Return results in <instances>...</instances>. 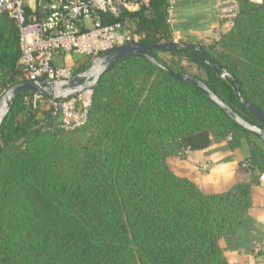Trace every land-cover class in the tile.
<instances>
[{"label":"trees","instance_id":"trees-1","mask_svg":"<svg viewBox=\"0 0 264 264\" xmlns=\"http://www.w3.org/2000/svg\"><path fill=\"white\" fill-rule=\"evenodd\" d=\"M148 1L137 11L101 17L105 24L129 20L145 45L173 42L168 0ZM237 1L238 17L219 41L194 54L164 53L186 57L206 78L175 69L162 52L153 56L173 73L204 82L263 128L241 100L264 115V0ZM21 54L18 26L3 14L0 99L25 81ZM91 64L78 61L74 76ZM33 96L16 98L0 129V264H231L222 241L251 219L253 188L264 176L259 135L233 121L204 89L175 80L141 54L100 78L86 122L75 130L48 112L40 120L28 104ZM75 133L87 138L81 153L66 136ZM224 142L232 151L248 143L250 156L240 167L251 174L225 192L206 194L168 164Z\"/></svg>","mask_w":264,"mask_h":264},{"label":"built area","instance_id":"built-area-1","mask_svg":"<svg viewBox=\"0 0 264 264\" xmlns=\"http://www.w3.org/2000/svg\"><path fill=\"white\" fill-rule=\"evenodd\" d=\"M251 1L260 3L262 0ZM168 3L171 24L176 0H168ZM148 4V0H0V16L7 14L18 26L22 52L18 66L23 72V79L56 82L74 77L75 64L57 65L59 57L77 55L93 62L105 52L139 42L140 36L130 30L129 20L105 24L101 14L118 17L126 10L137 11ZM239 11L237 0H221L217 18L232 26ZM173 42H180L177 34H173ZM84 94H89L90 98L88 103L81 105V113H78L76 107H80L79 101ZM33 95L28 100L32 111L45 106V114L48 112L53 119H59L66 131L85 124L92 90L71 101Z\"/></svg>","mask_w":264,"mask_h":264},{"label":"crops","instance_id":"crops-1","mask_svg":"<svg viewBox=\"0 0 264 264\" xmlns=\"http://www.w3.org/2000/svg\"><path fill=\"white\" fill-rule=\"evenodd\" d=\"M221 0H176L172 33L180 42L210 45L219 41L231 25L217 18ZM73 57H59L57 65H74ZM232 151L214 145L204 151L188 152L184 159H170L171 170L188 178L206 194L229 190L238 181L250 178L242 172L241 164L249 158L245 149ZM250 221L234 237L223 240L222 247L232 264H264V179L253 188Z\"/></svg>","mask_w":264,"mask_h":264},{"label":"water","instance_id":"water-1","mask_svg":"<svg viewBox=\"0 0 264 264\" xmlns=\"http://www.w3.org/2000/svg\"><path fill=\"white\" fill-rule=\"evenodd\" d=\"M182 50H188L190 54H194L195 51H201V47L189 44L185 42H169L166 44H152L145 45L141 42H133L126 44L124 46L115 48L108 52H105L93 60L91 67L88 71L83 74L74 76L71 80L62 81H48V80H38V81H24L20 84L14 85L9 88L0 99V129L10 113V110L19 96L24 93H31L35 95H41L49 98H54L57 100H66L70 97L79 96L84 92L92 90L100 78L109 71L116 63L122 61L125 58L134 55H144L150 63L158 67L162 71L166 72L169 76L178 81H183L184 83H191L202 89H204L210 96V98L222 109L225 113L237 124L259 135L264 142V127L260 128L258 126L251 125L246 120L241 118L232 108L226 105L214 92L206 86V84L188 74H175L169 70L166 66L158 62L153 56V51H158L162 53H176ZM204 63H209L211 67L215 70L217 74L222 73V78L229 77L233 79L236 83L237 81L226 71L221 70V68L216 64H211L209 60L200 59ZM238 92L240 94V88L238 87ZM248 110L256 116V118L264 126V115L257 110L250 103L246 102L244 99L241 100Z\"/></svg>","mask_w":264,"mask_h":264},{"label":"rangeland","instance_id":"rangeland-1","mask_svg":"<svg viewBox=\"0 0 264 264\" xmlns=\"http://www.w3.org/2000/svg\"><path fill=\"white\" fill-rule=\"evenodd\" d=\"M128 24L131 27H133V25L130 23V21H129ZM210 45H212V44H210ZM73 57L75 59L74 64H76L78 61H81V60L83 61V60L89 59V58L80 57V56H77V55L76 56H73ZM160 57H161V60L162 61L168 63L170 66L174 67L175 69H177L179 71L185 70L189 74L199 75L202 78H206L205 73L202 70H200L197 67V65H195L194 63H191L186 57L174 58L172 55H170V54H164V53L160 54ZM0 83H1V81H0ZM89 98H90V95L89 94H84L82 96V98L80 99V101L78 100L79 102H81L80 107L79 106L76 107V111L78 113H81V105L83 106V103H88V99ZM46 110H47V108L45 106H42V107H39L38 108L37 111H39V112H37V115H38V118L40 120H42V118L45 117V115H46L45 114V111ZM24 116H25V113H24V115L21 116L20 119H23ZM66 136H67V139L72 143V146H73L74 150L77 153H81V150H82V148H83V146H84L85 141L87 140V138L82 133L69 134V135H66ZM220 145L228 147L227 142L221 143ZM242 147L248 153V156H250L248 143L247 142H244ZM173 159H176V158H173ZM246 160H245V162H246ZM241 170H242L243 173L246 172L244 168H241ZM246 173H248V172H246ZM248 177L251 178V175H248ZM244 180H247V179H244Z\"/></svg>","mask_w":264,"mask_h":264}]
</instances>
